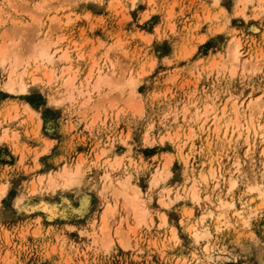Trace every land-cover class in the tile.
Wrapping results in <instances>:
<instances>
[{"label":"rangeland","instance_id":"1","mask_svg":"<svg viewBox=\"0 0 264 264\" xmlns=\"http://www.w3.org/2000/svg\"><path fill=\"white\" fill-rule=\"evenodd\" d=\"M42 1L0 0V43L25 53L49 38L71 55L55 64L53 83L21 94L0 88V135L4 127L17 134L0 140V264H264V190L250 187L264 171L262 145L252 151L243 137L224 132L235 102L264 122V102L259 112L245 105L264 101V1L249 2L244 13L240 0H49L46 10L36 6ZM232 38L241 41V58L259 68L231 72ZM67 64L78 68V86L93 64L110 69L117 83L66 98L59 74ZM132 75L135 93L126 85ZM50 93L60 101L50 102ZM24 103L37 115L28 118ZM115 156L122 161L116 177L132 174L150 216L128 226L131 215L116 206L101 232L99 217L114 199L101 189ZM165 162L170 176L153 183ZM64 164H81L78 182L39 184ZM208 164L225 177L219 169L209 176ZM194 180L203 199L178 197ZM216 191L235 206L204 216L211 235L197 239L189 226L201 204L203 213L214 207L204 199Z\"/></svg>","mask_w":264,"mask_h":264},{"label":"bare ground","instance_id":"2","mask_svg":"<svg viewBox=\"0 0 264 264\" xmlns=\"http://www.w3.org/2000/svg\"><path fill=\"white\" fill-rule=\"evenodd\" d=\"M47 1H49V0H43L42 2H38L36 4V6L38 7V9H45L46 10L48 8L47 5H45ZM149 1H151V0H149ZM215 1L218 2L219 0H215ZM254 1H257V0H240L241 8L239 9L238 13H244V9H245L246 5L249 2L253 3ZM259 1L262 2L264 0H259ZM261 8H263V7L261 6ZM49 9H51V8L49 7ZM51 20L60 21V18H57V16L52 15ZM49 29H50V27H49ZM33 31H34V29H33ZM30 34H32V33H30ZM58 39H59V37H58ZM57 43H58V40L51 41L49 38L44 39V40L43 39L38 40V41L35 40L34 43H32L31 45H29L27 47V51L25 53H21L20 51L22 49L21 50L19 49L20 50L19 51L16 47V44L15 45L14 44L9 45V43H4V42L0 43V71L2 72V76L0 78V88H2L3 90H5L9 93L21 94V93L29 92L31 90V88H33L35 86H39L40 84H43V83H49L50 84V83L55 82L56 77H57L56 76L57 68L55 67V64H57V63L59 64L60 62L67 61L71 58V55L69 54L68 49L59 47L57 45ZM240 46H241V41L239 38H235V39L232 38L231 39L229 47H228L229 52L227 54V55H229V57H228L229 60L232 62V63H230L231 64V72H235L237 70V67H239V66H241L245 70L247 69V67H251V68H255V69L259 68L255 65L256 62L251 63L249 58H246L244 60L241 58L242 52H241ZM113 47L111 46L109 48V50L106 51V53L104 55L105 60H109L110 53H111L110 51H111V49H113ZM222 62H224V61H222ZM93 65L94 66L91 67V69L86 74L85 79L81 82V84L79 86H78V82H77V72H76L78 68L74 69L72 64H67V65L61 66L62 68H61L59 75H61L63 77L62 83H63L64 89H65V92L67 93V91H68L66 98L67 97L70 98L73 95L72 92L74 93L75 90H78L79 93H83V94L91 92L92 89L94 88V87L92 88L91 85L98 88L103 83L108 84L110 86L113 85L114 83H117V82H114L113 79L110 77V75H109L110 71H111L110 69L106 70L103 66H99V67L95 68V64H93ZM137 83H138L137 78L133 77V75H132V77H128L126 80V85L133 87V89H132L133 93L136 92ZM119 85L125 86V83L123 84L121 82ZM260 97L261 96H257L256 97L257 99L255 98L256 100L254 99V101L253 100L250 101V99H249V102L247 104H245L246 107L248 109L254 107L255 109L258 110L257 112L262 111L263 106L261 107L260 105H262V103L264 101L262 100V102H261V100H259ZM49 100H50V102H54V103H58L60 101L59 97H56L52 93L49 94ZM88 101H89L88 98L85 99V102H88ZM237 105L238 104L235 102V104L233 105L234 106L233 108L235 111V112H233L234 115H232V117L230 116L229 117L230 119H227V121L225 122V124H224L225 125V131L224 132L227 133L229 131L230 132L229 134H231L230 136H235L238 134L239 137H243V139H245L247 141L246 142L247 143L246 148L249 149L251 147L252 151H254L258 147H260V145H262L261 149H260V154L263 157L262 164H263V168H264V122L261 119H258V120L255 119L254 116L256 113H254V112L248 113L247 111H242V112L237 111V108H238ZM241 105H243V104H241ZM245 105H243V106H245ZM15 106H17V105H15ZM15 106H14V108H16L18 110V108ZM260 108H262V110H260ZM224 110H226L225 107L223 108L222 114L219 116V120H221L224 117V115H225ZM23 111L28 114V118H29V116L32 117L33 115H37L36 114L37 112L29 103L23 104ZM249 111H250V109H249ZM204 112H206V111H204ZM215 114H217V113H215ZM8 117H9V120H13L17 117V114L9 115V116H7V118ZM256 118H257V116H256ZM21 121H23V120H21ZM217 122H219V121H217ZM178 125L180 126L181 124H178ZM219 129H221V128H219ZM9 130L10 129L8 127L3 128L2 133L0 135L1 141H4V140H7L9 138H13V137L17 136L16 132H14V135H12V134H10ZM178 132H176V133L178 134ZM170 134L169 135L168 134L163 135V138H170L171 137ZM146 138H148V137H146ZM251 148H250V150H251ZM248 153L250 154V151L247 152L246 154H248ZM121 163H122V161L117 156H115L113 159L108 161V167H107V170L104 174L105 179H104L103 187L101 190H104L105 193L107 192L110 195H112L114 199H113V202L109 201L108 203H106L104 205L103 212L101 213V215L99 217L98 227H99V231H101V232L107 231V229H108L107 223L109 222L108 221L109 220L108 214L116 211V206H120V208L124 209L125 211H127L128 214L131 215V222L129 221L130 223L127 224L128 226L135 227L139 223H142L145 220H148L149 216H150V209L146 206V204L144 203V201L141 198L140 187L137 184H133L131 182L132 174L128 173L123 178L116 177L114 170L117 166L120 167ZM212 163H213V161H212ZM211 164L210 165L208 164L207 171L209 173V176L214 177V176H216L217 170L219 169V167L215 166V165H211ZM168 165H169L168 162H165V163H163V165H161L162 168L159 171H157L156 175H158V177L153 178V183L157 184L161 181H164L167 177L170 176L171 172H170V170H168V168H169ZM234 165L237 167H240L241 165H243V162H242V160L240 161L239 157H236L235 161H234ZM161 166H159V167H161ZM205 166L206 165L202 163V167L204 168ZM219 172H220V169H219ZM81 173H82L81 164H77L73 168L70 165L64 164L63 167H61L59 170H56L54 172L50 171L47 174H42L37 179H39L38 180L39 184L42 182H45V180H46L47 181L46 184L48 183L50 186L55 187V186H59L62 184L70 186L69 184H73L74 182L77 181V179L80 178ZM220 173H222V172H220ZM222 174L224 175L225 173H222ZM223 175H222V177H223ZM202 176H204L205 178ZM202 176H200V178H203V180L205 181L206 176L204 174ZM224 177H225V175H224ZM260 177H261L260 179H258L257 177L251 179L250 187L252 189L254 188L253 186H256L257 189L264 190V171H263V173H261ZM218 179L220 180L221 178L219 177ZM220 182L216 181L214 187H216V188L219 187ZM236 182H237V179L231 177L230 183L235 185ZM199 184L200 183H198L195 180L192 181L188 190L184 194H179L178 197L183 195V196H188L194 202L201 201V199H203V196L200 192ZM35 185L33 184V187H35ZM250 187H248V190H250ZM35 189L33 188L32 191H35ZM165 190H168V189H165ZM259 191L257 190V192H259ZM169 192L170 191L168 190V193ZM210 192H212V191H210ZM259 195L262 196V193ZM214 196L216 197V201L214 200L215 197L213 199L212 195H210V193L205 195L204 201H208V203L210 205L215 204L214 207H211V206L207 207L208 205H206L207 212L203 213V204H201L202 205V213L200 215L199 220L196 223L189 226V230L194 234V236L197 239L200 237H203V236L211 235L210 231H208L209 229L208 230L203 229L202 222H203L204 216H206V215L210 216V215H214V214H218L219 216H222L224 213L223 211L225 210L226 207L233 208V206H235L234 201L231 199H227L220 191H216ZM163 198L160 197L159 200L162 201ZM208 203H206V204H208ZM235 209H237V208H235ZM215 211H217V212H215ZM239 213H241V211ZM122 215H123V213H122ZM163 215H165V214H163ZM165 219H166V217H165Z\"/></svg>","mask_w":264,"mask_h":264}]
</instances>
